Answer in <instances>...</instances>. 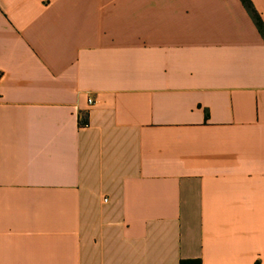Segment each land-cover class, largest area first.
Segmentation results:
<instances>
[{"label": "crops", "instance_id": "1", "mask_svg": "<svg viewBox=\"0 0 264 264\" xmlns=\"http://www.w3.org/2000/svg\"><path fill=\"white\" fill-rule=\"evenodd\" d=\"M0 72V264H264L241 0H0Z\"/></svg>", "mask_w": 264, "mask_h": 264}, {"label": "trees", "instance_id": "2", "mask_svg": "<svg viewBox=\"0 0 264 264\" xmlns=\"http://www.w3.org/2000/svg\"><path fill=\"white\" fill-rule=\"evenodd\" d=\"M241 1L243 2L247 10L250 12L251 16L255 20V23L259 31L264 37V21L260 13L254 7L253 2L251 0H241ZM181 264H201V262L199 260H186V261H182Z\"/></svg>", "mask_w": 264, "mask_h": 264}, {"label": "built area", "instance_id": "3", "mask_svg": "<svg viewBox=\"0 0 264 264\" xmlns=\"http://www.w3.org/2000/svg\"><path fill=\"white\" fill-rule=\"evenodd\" d=\"M0 79H1V72H0ZM98 102H99V99H97V98H93V97H90L89 100H88V104H89L90 106L95 105V104H97Z\"/></svg>", "mask_w": 264, "mask_h": 264}]
</instances>
